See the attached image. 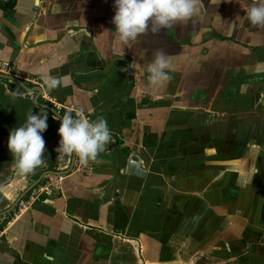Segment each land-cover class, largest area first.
Returning <instances> with one entry per match:
<instances>
[{
  "label": "crops",
  "instance_id": "obj_1",
  "mask_svg": "<svg viewBox=\"0 0 264 264\" xmlns=\"http://www.w3.org/2000/svg\"><path fill=\"white\" fill-rule=\"evenodd\" d=\"M203 3L128 47L114 0H0V72L42 88L0 78V264H264V28L253 0ZM159 48L172 68L150 87ZM45 105L104 118L111 141L58 160ZM41 107L45 162L17 175L10 130Z\"/></svg>",
  "mask_w": 264,
  "mask_h": 264
},
{
  "label": "clouds",
  "instance_id": "obj_2",
  "mask_svg": "<svg viewBox=\"0 0 264 264\" xmlns=\"http://www.w3.org/2000/svg\"><path fill=\"white\" fill-rule=\"evenodd\" d=\"M219 5L221 0H210ZM115 15L113 23L118 38L125 46L131 47L138 37L151 31L158 33L169 29L177 22L187 24L194 21L204 8L203 0H114ZM245 18L253 25L264 28V0H253L245 7ZM172 63L163 48L156 49L152 61L147 65L149 86H160L169 78ZM41 78L49 89L60 83L55 77L41 72ZM41 107L39 113L30 112L26 121L10 130L8 149L13 156L17 175H26L45 162V139L43 133L48 128V111ZM83 110H81L82 112ZM81 112L73 115L67 109L61 116L53 113L60 121L58 133L61 137L56 152L57 159L76 156L82 164L97 159L111 141V131L104 118L90 120Z\"/></svg>",
  "mask_w": 264,
  "mask_h": 264
},
{
  "label": "water",
  "instance_id": "obj_3",
  "mask_svg": "<svg viewBox=\"0 0 264 264\" xmlns=\"http://www.w3.org/2000/svg\"><path fill=\"white\" fill-rule=\"evenodd\" d=\"M0 78H5V79H12L15 80L21 84H23L26 88L31 89L33 91H39L41 92L42 88L40 86H33V87H29L21 78L14 76L12 74H8L5 72H0ZM47 108H49L50 110H53L55 112L56 109H54L52 106L50 105H45ZM58 113V112H57ZM62 172H54V171H46L43 174H41V176L36 179L22 194L21 196L16 200V202L11 206L10 209L7 210V212H11L12 210H14L16 208V206L18 205V203L22 200V198L24 196H26L32 189H34L44 178L45 176H48L50 174H61Z\"/></svg>",
  "mask_w": 264,
  "mask_h": 264
},
{
  "label": "rangeland",
  "instance_id": "obj_4",
  "mask_svg": "<svg viewBox=\"0 0 264 264\" xmlns=\"http://www.w3.org/2000/svg\"><path fill=\"white\" fill-rule=\"evenodd\" d=\"M2 70H4V68H2ZM5 71H6V69H5ZM5 71H1V72H5ZM47 178L50 179V178H52V177L48 175ZM36 187H37V186H36Z\"/></svg>",
  "mask_w": 264,
  "mask_h": 264
},
{
  "label": "trees",
  "instance_id": "obj_5",
  "mask_svg": "<svg viewBox=\"0 0 264 264\" xmlns=\"http://www.w3.org/2000/svg\"><path fill=\"white\" fill-rule=\"evenodd\" d=\"M49 176H52V175H49Z\"/></svg>",
  "mask_w": 264,
  "mask_h": 264
}]
</instances>
